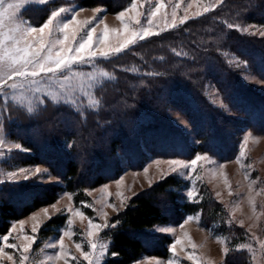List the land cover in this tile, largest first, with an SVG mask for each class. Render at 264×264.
Returning <instances> with one entry per match:
<instances>
[{"label":"trees","instance_id":"trees-1","mask_svg":"<svg viewBox=\"0 0 264 264\" xmlns=\"http://www.w3.org/2000/svg\"><path fill=\"white\" fill-rule=\"evenodd\" d=\"M129 1L73 0L79 7H103L110 14ZM49 12L50 5L35 13L36 24L43 23ZM237 23L264 24V0H229L223 9L149 39L112 61L109 70L114 80L96 91L100 100L96 111L79 112L48 102L28 116L11 108L12 121L5 123L6 129L30 150L16 153L15 162L44 165L64 185L31 189L25 184H9L0 189V235L8 233L11 222L53 204L64 190L76 193L75 203L79 204L83 190L117 179L123 171L117 153L136 168L148 154L192 158L202 152L229 161L235 158L246 130L264 134V94L246 86L240 77L242 69L226 62L235 55L264 80V40L243 36L229 27ZM207 82L214 84L233 116L207 100ZM167 108L188 121L197 144L170 123ZM146 146L148 153L143 151ZM181 189L179 179L167 176L130 198L109 220L116 227L101 234L109 242L103 264H132L144 256L168 258L171 239L150 234L158 225H179L184 217L196 213H201L207 228L223 223L217 202L209 197L189 202L179 194ZM66 220L65 214L48 219L39 231V244ZM239 264L247 263L240 259Z\"/></svg>","mask_w":264,"mask_h":264},{"label":"rangeland","instance_id":"rangeland-1","mask_svg":"<svg viewBox=\"0 0 264 264\" xmlns=\"http://www.w3.org/2000/svg\"><path fill=\"white\" fill-rule=\"evenodd\" d=\"M228 1L142 0V3H138L136 11H128L123 22L117 19V16L121 11L129 9L134 0H130L119 12L111 14L103 7H79L73 0H51L44 5L36 3L29 5L22 15L23 19L33 26H42L50 12L60 7L82 10L79 11L76 19L81 22L91 20L92 23L88 25V28L95 26V36L101 39V33L107 26L109 40L113 43L118 39L122 40L132 31L139 33L149 27L146 22L147 14L154 11L158 2L164 3L165 7L153 17V25L146 38L139 39L137 36L136 42L129 45L119 55L112 56L107 60H97L95 67L77 65L74 71L82 73L81 75L73 76L72 72H68L67 75L70 79L67 81H63L59 77L53 78L54 82L51 85L42 83L39 92H27L15 100L11 97H0V138L4 140V145L0 148V189L4 190L9 184H25L31 189L64 185L63 181L44 165H20L15 162L13 157L16 153H30V150H21L26 148L16 139L15 135L10 136L13 133H8L6 129L5 123L12 121L11 108H17L28 116L35 115L48 102L53 105L64 104L79 112L96 111L100 107L96 91L104 83L114 80V74L109 70V64L112 61L128 54L149 39L223 9V5ZM48 5H50L49 15L43 23L37 25L35 13L40 14V11ZM206 7L209 8L207 12L204 11ZM93 9H100V11L94 13ZM173 12H175V18H173ZM70 17L71 13L62 14V18L65 20ZM94 17L95 19H93ZM137 18L140 19V24H136ZM101 19L103 22L97 23ZM233 26L230 28L243 36L264 40V35H262L264 24L242 25L237 23ZM94 46L103 47V45H99L98 40ZM226 62L235 64L236 67L242 69L240 77L246 86L264 94V80L251 72L248 65L239 57L228 56ZM100 71L107 72L109 76H101ZM89 73H95V76L90 77ZM204 93L207 100L225 115H234L224 103L213 83L207 82ZM41 100H43V104L40 103ZM71 101H75V103ZM30 107L31 111H29ZM166 113L170 123L181 129L193 145L197 144L198 141L195 139L188 121L173 108H167ZM17 144L21 147H10ZM146 148L147 146L143 147V151L148 153V148ZM148 155L143 165L136 168L135 164H129L121 153H117V160L123 169L121 175L98 187L83 190L84 198L79 204L75 203L76 193L64 190L60 192L53 204L42 207L23 219L11 222L7 234H10L9 242L16 244L17 247L8 248L0 241V248L4 249V252L0 253V264H13V261L8 259V255H12L13 260L18 262L24 246L29 243V252L24 253L29 256V260L24 264H87L81 255V250L76 248V243L81 244L83 251H90L89 240L105 244L107 249L109 244L101 237L106 228L98 232L97 229H90L89 218L101 225L105 222L109 223L113 215L125 208L130 198L149 189L167 176H175L181 181L182 189L179 194L184 195L189 202H200L205 197L217 202L223 212V223H216L211 226L212 228H207L202 223L201 213H196L184 217L179 225H158L150 231V234L163 235L171 239V243L168 245L170 256L168 258L144 256L132 264H228L227 259L228 261L231 259V264H239L240 259L247 264H264V248L261 247V243L264 242V134L246 130L240 138L235 158L229 161H220L202 152L196 153L192 158ZM198 155L210 156L212 160L210 162L207 159H201L193 167L191 161ZM133 159H137V155ZM169 160L179 161L180 164L169 165L167 163ZM173 167L177 170L172 171ZM190 168L192 171H189ZM36 169L41 171L36 172ZM9 173H16V175L13 177ZM25 176L28 178L25 179ZM190 191L192 198L188 196ZM78 212L82 215H78ZM57 214L67 215L65 225L39 244L41 227L48 219ZM187 217L194 219L186 222ZM69 220H71V224L68 223ZM181 225L183 226L181 227ZM13 228H15L14 232ZM162 228L170 229V231H160ZM66 231L69 233L68 235H64ZM89 231H92L94 235L88 236ZM3 236L0 235V237ZM28 238H32L31 242ZM61 239L65 255L60 259L50 260V256L55 257L59 252ZM177 239L181 243L176 246L175 252H173L171 245ZM53 242L57 243L56 248L49 247ZM240 245L251 246L252 251H249L248 247L240 248ZM107 249L103 257L99 256V247L95 250L98 257L96 264H103ZM189 256L192 259H189ZM72 257L76 259H72Z\"/></svg>","mask_w":264,"mask_h":264},{"label":"snow or ice","instance_id":"snow-or-ice-1","mask_svg":"<svg viewBox=\"0 0 264 264\" xmlns=\"http://www.w3.org/2000/svg\"><path fill=\"white\" fill-rule=\"evenodd\" d=\"M49 2L51 0H0V97H11V99L15 100L27 92H39L41 91V84L47 83L51 85L54 82L53 78L59 77L63 81H67L70 79L67 75L68 72H72L73 76L81 75L82 73L74 71L77 65L95 67L97 60H107L112 56L119 55L129 45L136 42L137 36H139V39L146 38L150 27L153 25V17L165 7L164 3L158 2L154 11L147 14L146 22L149 27L144 28L139 33L132 31L122 40L118 39L113 43L109 40V29L107 26H105L103 33H101V39L95 36V26L88 28V25L92 23L91 20L81 22L76 19L79 11L82 10L78 11L66 7L52 10L46 22L39 27L33 26L23 19L22 13L28 9L29 5L33 3L44 5ZM138 3H142V0H134L129 9L121 11L118 14L117 19L123 22V18L128 15V11H136ZM208 10V7L204 9L205 12ZM99 11L100 9H93L94 13ZM67 13H71V17L65 20L62 18V14ZM173 18H175V12H173ZM102 22V19L97 21V23ZM135 22L136 24H140V19L137 18ZM229 27L234 26L229 25ZM97 40L99 45H103V47L94 46ZM152 74L154 73H150V75ZM100 75L104 77L109 76L107 72L103 71H100ZM89 76H95V73H89ZM71 102L75 103V101ZM40 103L43 104V100ZM31 110L30 107L29 111ZM3 145L4 140L0 138V148ZM10 147L20 148L21 146L17 144ZM21 150L28 151V149ZM201 159H207L210 162L212 160L210 156L202 157L198 155L191 161V165L193 167L196 166ZM167 163L169 165L180 164L176 160H169ZM182 166L189 167L188 165ZM171 170L176 171L177 169L173 167ZM35 171L40 172L41 170L36 169ZM145 171L147 170L145 169ZM189 171H192V168ZM9 175L14 177L16 173H9ZM24 178L27 179L28 177L25 176ZM188 196L192 198L191 191L188 193ZM112 206L114 207V205ZM77 214L82 215L79 212ZM192 219L194 218L187 217L186 222ZM68 223L71 224V220ZM107 227L114 228L116 227V223L109 224L105 222L101 225L89 218L90 229H97L98 232ZM12 231L14 232L15 228ZM160 231L167 232L170 229L162 228ZM68 234L67 231L64 233V235ZM93 235L92 231L88 232V236L91 237ZM9 237L10 234H5L3 237H0V241L8 248H16V244L9 242ZM28 239L31 242L32 238ZM180 243L181 241L177 239L171 245L173 252H175L176 246ZM49 247L56 248L57 243L53 242ZM88 247L90 251H83L81 244L76 243V248L81 250V255L87 261V264H96L98 257L95 250L98 247L100 248V257L104 256L107 249V245L98 244L95 240H89ZM239 247H248V250L252 251L251 246L240 245ZM261 247L264 248V242L261 243ZM29 249L30 243L24 246L18 262L13 260L12 255H8V259L13 261V264H24L25 261L29 260V256L24 255V253L29 252ZM59 249L55 257H49L50 260L53 258L60 259L65 255L62 239L59 241ZM3 252L4 249L0 248V253ZM72 259L76 258L72 257ZM189 259H192V257L189 256Z\"/></svg>","mask_w":264,"mask_h":264}]
</instances>
